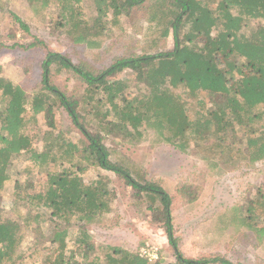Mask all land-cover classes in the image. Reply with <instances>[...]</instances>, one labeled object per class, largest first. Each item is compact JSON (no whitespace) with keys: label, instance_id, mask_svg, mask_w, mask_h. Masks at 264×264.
<instances>
[{"label":"trees","instance_id":"1","mask_svg":"<svg viewBox=\"0 0 264 264\" xmlns=\"http://www.w3.org/2000/svg\"><path fill=\"white\" fill-rule=\"evenodd\" d=\"M25 1L74 45L99 49L124 30L125 20L134 19L135 27L137 19L155 36L153 46L170 35L173 46L154 53L125 50L101 66L74 60L32 34L8 8L10 0H0V11L28 38L14 45L44 50L31 93L0 75V190L13 180L10 208L0 207V264H21L35 254H41L40 264H236L218 253L183 255L169 194L108 142L134 146L152 134L180 153L194 151L218 173L264 160V0H89V11L84 0ZM61 112L66 129L57 119ZM73 130L80 134L76 140ZM21 152H29L25 177L14 179L8 169ZM91 169L98 177L86 182L83 174ZM103 171L146 201L174 261L149 262L110 245L89 255L95 245L87 226L113 211L112 180ZM33 174L42 177L36 181ZM262 180L229 219L258 242L264 239ZM27 230L35 237L20 248Z\"/></svg>","mask_w":264,"mask_h":264},{"label":"rangeland","instance_id":"2","mask_svg":"<svg viewBox=\"0 0 264 264\" xmlns=\"http://www.w3.org/2000/svg\"><path fill=\"white\" fill-rule=\"evenodd\" d=\"M85 10H91L89 0L83 2ZM8 8L30 25L31 33L43 39L54 51L66 54L72 59H87L101 66L111 57L128 50L134 54L154 53L161 49H170L173 39L170 35L157 46L151 44L155 37L146 29L143 21L125 20L124 30L105 41L99 49H88L83 45H74L61 32L53 28L52 21L37 18L25 0H10ZM138 18L139 15H135ZM28 38L22 36L17 25L12 23L7 12L0 11V75L20 84L27 93H31L40 78V63L44 56L41 48L23 50L14 45ZM62 77V76H61ZM42 116L40 124L43 127ZM59 125L66 129L69 121L64 112L57 115ZM73 140L80 136L76 130L70 133ZM36 147L40 142H36ZM108 146L123 155L131 167L146 180L156 181L171 198V214L175 235L183 255L186 257L210 256L221 254L236 264H264V239L258 242L251 231L232 224L231 210L250 195V189L263 183L264 160L254 164H240L214 172L193 152L183 154L169 144L157 142L149 134L138 145L126 142L109 141ZM29 152H21L12 160L9 173L14 179L25 177L22 171ZM113 157H116L115 155ZM110 187L115 193L111 211L103 222L89 225L87 229L95 247L89 255L101 254L104 245L120 246L138 252L146 244L158 248L159 260L174 261L163 229L151 223L150 210L145 200L138 199L130 187L112 173ZM40 175V174H39ZM98 172L87 170L83 177L86 182L97 178ZM42 176L33 174L38 181ZM13 180L8 181L0 190V207L10 208ZM184 191L181 192V190ZM35 237L29 230L24 233L20 248L28 245ZM73 236L68 247L73 245ZM42 245H45L43 240ZM40 255L25 256L21 264H40Z\"/></svg>","mask_w":264,"mask_h":264},{"label":"built area","instance_id":"3","mask_svg":"<svg viewBox=\"0 0 264 264\" xmlns=\"http://www.w3.org/2000/svg\"><path fill=\"white\" fill-rule=\"evenodd\" d=\"M138 255L149 262L159 259L158 248L150 244L141 247L138 251Z\"/></svg>","mask_w":264,"mask_h":264}]
</instances>
